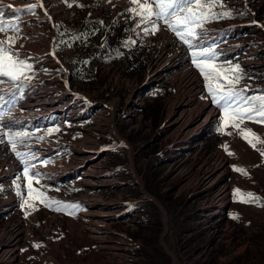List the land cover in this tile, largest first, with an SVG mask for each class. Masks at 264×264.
Instances as JSON below:
<instances>
[{
  "label": "rangeland",
  "instance_id": "374dc122",
  "mask_svg": "<svg viewBox=\"0 0 264 264\" xmlns=\"http://www.w3.org/2000/svg\"><path fill=\"white\" fill-rule=\"evenodd\" d=\"M70 3L0 0L20 25L0 41L21 53L13 61L30 65L22 91L0 79V104L10 101L0 112L29 137L15 151L35 156L22 162L0 144V264H264V122L225 112L208 91L218 83L229 91L227 73L241 95L264 93V0H200L207 17L233 14L194 26L216 53L210 63L220 80L203 78L163 22L140 23L141 6L155 9L154 0H137L132 13L129 0ZM33 4L43 8L13 11ZM82 17L136 25L141 72L124 73L122 57L101 53L77 80L68 62L74 50L58 49V32ZM104 38L80 52L97 51ZM200 104L196 122L207 114L209 122L190 141L186 124ZM35 172L42 176L29 180Z\"/></svg>",
  "mask_w": 264,
  "mask_h": 264
},
{
  "label": "snow or ice",
  "instance_id": "6c2138e0",
  "mask_svg": "<svg viewBox=\"0 0 264 264\" xmlns=\"http://www.w3.org/2000/svg\"><path fill=\"white\" fill-rule=\"evenodd\" d=\"M111 2V0H109ZM156 7L155 9L150 6L144 8L142 5L143 11L140 13V23L141 24H151L153 28L157 27L158 22H163L164 25H167L168 28L175 33L180 41L186 46V49L189 53V62L199 70V73L203 76L205 80L210 78L220 80V72H218L210 63L215 57L216 53L212 52L209 54V49L201 45L203 36L206 34L203 31L197 32L194 26H201L208 20H218L222 18H231L232 13L228 12H219L215 15L207 17L205 11L200 3V0H154ZM220 3L222 6L223 0H205V3H208L210 6L215 7L217 3ZM137 0H129L130 7L126 10L129 13L135 11L132 5L136 4ZM195 5L197 8L201 9L199 15H196L192 6ZM42 7L43 4L37 5L33 4L26 9H13L14 13L19 11H27L33 13L36 7ZM66 6L71 7L70 0H66ZM9 8H12V5H8ZM45 15H49L45 10ZM16 17H6L3 10L0 9V33L5 31L10 32H19L20 25L17 24ZM8 23H5V21ZM49 20L51 21V16L49 15ZM102 23V22H101ZM139 26V25H138ZM145 33L152 34L151 30L147 27L144 28ZM129 43H135V41H129ZM196 50H199V54ZM53 55L54 52L52 53ZM21 53L19 51L13 52L11 48H7L4 45L3 41H0V79L7 78L12 81L16 89H23L25 83H29V78H22V70L25 69L28 65L25 60H16L13 61L12 57H19ZM34 59V58H29ZM7 60L15 66V70L9 68L7 64H4V61ZM240 70V66L237 64L234 69L229 68L227 72L234 73ZM223 71V70H221ZM225 78L229 80V91H217L220 88V84L216 85V88L209 86V93L211 94V100L217 105L218 108H223L225 112L230 110L233 116L239 115L241 119L249 120H259L264 122V93L257 94L255 96L249 97L248 95H241V91L232 90L231 78L227 77L225 73ZM241 77L236 76L235 79L238 81ZM248 91H251L248 89ZM0 100H3V97L0 96ZM10 103V101L5 100L4 104ZM4 104H0V109L3 108ZM243 105V111L240 110V106ZM18 123L17 121H8L5 122V116L0 112V144H11L12 150L15 154V157L20 159L22 162L27 156H33L34 153H21L15 151L17 145H26V140L29 137L23 135L20 131L13 129L12 124ZM9 132H14V135L9 137L5 141V136ZM226 147V146H225ZM264 156V153L261 154ZM28 167L25 162V167L23 169L24 173L27 174ZM234 170L240 172L242 171L235 166ZM42 176V173L35 172L33 176L28 177L29 180L36 178L37 180ZM15 190L18 195H20V185L15 186ZM2 191V189H0ZM239 192V190H236ZM245 202V201H241ZM247 202H252L251 197ZM57 211L60 209L57 208ZM235 218V217H233Z\"/></svg>",
  "mask_w": 264,
  "mask_h": 264
},
{
  "label": "trees",
  "instance_id": "16d2710c",
  "mask_svg": "<svg viewBox=\"0 0 264 264\" xmlns=\"http://www.w3.org/2000/svg\"><path fill=\"white\" fill-rule=\"evenodd\" d=\"M101 22L97 17H82L77 23L64 24L58 32V49L66 47L74 50L68 62L74 70L75 78L87 79L96 57L101 53L110 56L111 59L122 57L121 68L124 73L133 75L141 72L145 67L146 59L143 55V46L138 43L136 25L116 26L114 20ZM102 32L105 38L97 51L80 52V48L89 44V39L97 37ZM129 41H135V43H129Z\"/></svg>",
  "mask_w": 264,
  "mask_h": 264
},
{
  "label": "bare ground",
  "instance_id": "6f19581e",
  "mask_svg": "<svg viewBox=\"0 0 264 264\" xmlns=\"http://www.w3.org/2000/svg\"><path fill=\"white\" fill-rule=\"evenodd\" d=\"M205 109L206 105L200 104V106H198V108H196L195 110V116L191 119V121L187 122L186 125L188 131V140L195 141V139L200 138L201 135L205 132L210 116L207 114L203 119L204 121L196 122V120L200 118Z\"/></svg>",
  "mask_w": 264,
  "mask_h": 264
}]
</instances>
